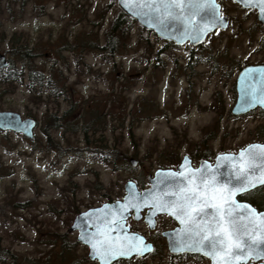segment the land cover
<instances>
[{"label":"rangeland","instance_id":"1","mask_svg":"<svg viewBox=\"0 0 264 264\" xmlns=\"http://www.w3.org/2000/svg\"><path fill=\"white\" fill-rule=\"evenodd\" d=\"M218 1L229 25L200 45L136 22L111 51L103 45L117 0H0V51L10 61L0 111L38 122L31 138L0 129V264H98L69 230L78 213L122 199L130 179L148 187L151 173L185 154L198 161L264 141V111L231 112L239 70L264 63V25L257 10ZM128 224L154 234L143 220ZM114 264L208 262L173 258L163 244Z\"/></svg>","mask_w":264,"mask_h":264},{"label":"snow or ice","instance_id":"2","mask_svg":"<svg viewBox=\"0 0 264 264\" xmlns=\"http://www.w3.org/2000/svg\"><path fill=\"white\" fill-rule=\"evenodd\" d=\"M138 6L147 8L149 14L163 9L158 19L162 25L166 19L183 16L185 10L188 14L184 19L190 21L206 7L197 0H140ZM176 9L180 10L179 16ZM261 11H264V4ZM190 31L195 34L189 38L197 39L203 29L196 23ZM249 78L254 77L250 75ZM217 159L228 160L231 164L227 180L221 183L222 177L218 179L209 168L192 170L188 175L170 172L161 181L166 191L159 196L153 195L152 208L168 212L183 226L177 241L180 249L202 251L213 264H239L247 253L264 245V213H257L249 204L236 199L238 195L251 197L259 191L258 185L264 186V145H249L238 156L225 155ZM89 243L102 264L133 253L141 255L151 247L144 244L142 237L134 234L113 237L110 230L101 232L100 239L89 240Z\"/></svg>","mask_w":264,"mask_h":264},{"label":"water","instance_id":"3","mask_svg":"<svg viewBox=\"0 0 264 264\" xmlns=\"http://www.w3.org/2000/svg\"><path fill=\"white\" fill-rule=\"evenodd\" d=\"M120 8L131 18H133L142 27L153 31L159 37L166 41H171L178 45H183L189 43L192 46L200 45L207 38L208 34L216 29H225L228 27L230 22V16L222 14V6L218 0H197L198 3L205 5V10L199 12L195 15L194 19L190 21H185L184 17L187 16L188 11H184L183 16H179V9H176L178 19H166L165 24L158 23V19L163 9L157 13L149 14L147 8L139 7L140 0H117ZM240 4L242 7L247 9H256L258 11L257 18L260 24L264 25V11H261V5L264 4V0H233ZM159 2V0H157ZM222 21V22H221ZM199 23L200 28L203 29L202 33L199 34V38L190 39L192 26ZM205 25L207 27L205 28ZM186 29L189 31L186 32ZM9 59L6 54L0 51V71L4 70L9 66ZM251 70V73L249 72ZM254 78H249V76ZM236 91L237 98L231 109V112L235 115L246 114L251 110L262 108L264 109V63L248 64L242 67L236 78ZM37 125V121L34 117H22L19 112L2 110L0 111V129L2 130H12L15 132L23 133L28 137L33 136L34 129ZM249 145H264V141H254L246 146L240 148L237 152H224L217 155L215 163H210L208 161L201 160L198 168H192L190 165V158L186 155L184 156L181 165L178 167L181 172L188 175L190 171L204 168H209L212 172L217 175V178L221 179V183L227 180L230 172L232 171L231 164L228 160L220 159L218 157L228 156H238L242 149H246ZM130 163L132 166L138 164V159L131 157ZM170 172H177L173 169H158L155 173L149 175V186L139 189L136 181L130 179L125 183V191L123 199H117L113 201L104 202L100 206L91 207L85 211L78 213L70 226L69 230H78V241L89 246V258L91 260H97L99 264H102L99 257L94 255L91 244L89 240L100 239V233L105 230H110V234L113 237L117 236H139L143 238L144 244L150 245V250L142 252V256L148 252L153 251V245L151 242H146L144 235L139 232L130 231V227L126 224V219L130 216L131 212H134L135 219H141L144 209H148L147 213L144 215V219L149 224L151 228L155 226V215L157 210L152 208L153 195L159 196L162 191H166L165 184L161 181L168 176ZM257 187H260L258 185ZM238 200V196L236 197ZM242 203L249 204L254 208L257 213H264V209L259 210L253 203L248 200H238ZM161 212V211H160ZM153 213H155L153 215ZM170 232L166 235L169 240L170 248L172 247L170 241ZM175 236H179L178 234ZM83 237V239H82ZM180 239L177 238V241ZM176 241V243H177ZM187 243V241H185ZM178 244V243H177ZM180 249V247H179ZM183 250H195V249H180ZM177 251V252H178ZM203 253L202 251H200ZM136 255L135 253L130 256L116 257L109 261L112 264L121 258H131ZM254 258L259 260L264 258V245L257 247L254 252L247 253L246 257L242 259L239 264H256L249 263L248 261ZM212 260V259H211ZM213 264V260L211 262ZM264 264V262L257 263Z\"/></svg>","mask_w":264,"mask_h":264},{"label":"flooded vegetation","instance_id":"4","mask_svg":"<svg viewBox=\"0 0 264 264\" xmlns=\"http://www.w3.org/2000/svg\"><path fill=\"white\" fill-rule=\"evenodd\" d=\"M246 66V65H245ZM244 67V66H243ZM240 71V70H239ZM240 149V148H239ZM238 149V150H239ZM237 150V151H238ZM237 151H228V152H237ZM220 153H224V152H219L217 154H215L214 156L212 155H208V152L207 151H204L201 156H199V160L196 161V158H192V156L188 155V154H185L184 156H188L190 158V165L192 166V168H198L199 165H200V162L201 160H204V161H208L210 163H215V160H216V157L218 154ZM184 158V157H183ZM183 160V159H182ZM182 160L180 161L179 164L175 165L174 167H166V168H163V167H160L158 169H173V170H176L177 172H181V170L178 169V167L181 165L182 163ZM156 169L154 171V173L158 170ZM126 194V193H125ZM124 197V196H123ZM123 199V198H122ZM238 200H245V199H242L240 195H238ZM259 210H262L264 208H258ZM147 208L144 209L142 211V218L141 219H138L139 221L140 220H143L149 227V229H151V232L154 233L153 235H146L142 232H139L137 230H134L133 228H131V226L128 224V220L130 218H133L134 220H137L134 218V212L132 211L130 216L126 219V224L130 227V231H133V232H139L140 234L144 235L145 238H146V242H151L152 245H153V251L152 252H148L142 256H137V255H134L132 256L131 258H135V259H140V258H143L145 257L147 254H151V253H154L155 251L158 250L159 246L161 245H165L168 249V252L171 254V256H173V258H183V257H201V258H205L208 262V264H211L212 260L209 256H205L203 253H201L200 251H196V250H191V251H188V250H183V251H178V250H174V249H179L180 245L176 243L177 241V238L180 237L179 236H175L177 234H179L180 232V229L183 227L180 222L175 218L173 217L172 215H170L168 212H156V215H155V226L154 228H151L149 226V224L146 222V220L144 219V215L147 213ZM163 216H166L168 219H169V222L170 224L169 225H166V224H163L161 223L160 224V221L159 219ZM78 231V230H77ZM170 232L171 234L170 235V241H171V245L172 247L170 248V245H169V240H168V237H167V233ZM79 233V231H78ZM79 235V234H78ZM153 236V237H151ZM78 238V237H77ZM81 243V242H80ZM84 244V243H83ZM88 246V245H87ZM89 247V246H88ZM178 251V252H177ZM131 258H125V259H131ZM119 261L120 260H123V258L121 259H118ZM116 260V261H118ZM97 261V260H96ZM115 261V262H116ZM98 262V261H97ZM115 262H113L112 264H114ZM249 263H261V262H264V258L262 259H259V260H255L254 258H251L249 261ZM99 264V262H98Z\"/></svg>","mask_w":264,"mask_h":264},{"label":"trees","instance_id":"5","mask_svg":"<svg viewBox=\"0 0 264 264\" xmlns=\"http://www.w3.org/2000/svg\"><path fill=\"white\" fill-rule=\"evenodd\" d=\"M135 24L136 21L133 18L128 16L123 10H120L119 13L116 15V17L111 21L110 26L106 31L105 44L103 45V47L111 51L117 50L121 40H123L125 37L130 36V31L135 26ZM263 41H264V37L262 39V42ZM22 48L23 47L18 48L20 49L19 53L21 54L20 59L28 58V55L30 53H28L27 49H22ZM7 78L9 77L6 76L5 79ZM11 79H16V78L12 77ZM260 110L264 111V109H260ZM257 189H259V191H255L253 196L241 197V198L250 201L257 208H264V197L260 198L259 200V194H262V192L264 191V186L257 187Z\"/></svg>","mask_w":264,"mask_h":264}]
</instances>
